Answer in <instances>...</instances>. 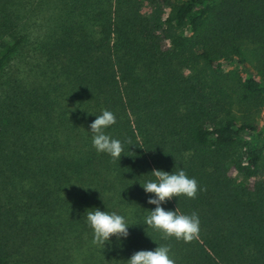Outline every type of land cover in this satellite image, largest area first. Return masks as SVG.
I'll list each match as a JSON object with an SVG mask.
<instances>
[{
  "label": "trees",
  "instance_id": "16d2710c",
  "mask_svg": "<svg viewBox=\"0 0 264 264\" xmlns=\"http://www.w3.org/2000/svg\"><path fill=\"white\" fill-rule=\"evenodd\" d=\"M0 51V264H124L158 244L175 264H264V0H0ZM105 109L120 160L92 145ZM153 169L197 180L165 205L198 215L192 240L143 224ZM95 207L125 215L127 239L94 244Z\"/></svg>",
  "mask_w": 264,
  "mask_h": 264
},
{
  "label": "clouds",
  "instance_id": "9594fccd",
  "mask_svg": "<svg viewBox=\"0 0 264 264\" xmlns=\"http://www.w3.org/2000/svg\"><path fill=\"white\" fill-rule=\"evenodd\" d=\"M95 114V113H93ZM89 125L92 134V145L98 153L107 154L113 160H120L124 153L125 142L112 137L106 129L116 123V116L110 110H103ZM150 178L141 183L144 191L150 195L148 203L155 205L144 219V225L159 231L163 237H175L190 241L199 232L198 215L180 213L165 205L173 197L185 195L194 198L198 192V182L187 175L185 170L171 172L153 169ZM86 222L93 232V243L106 246L115 236L123 241L129 236L132 226L125 215L116 211H107L99 207L86 210ZM124 264H175L170 247L160 245L155 249H142L134 252Z\"/></svg>",
  "mask_w": 264,
  "mask_h": 264
},
{
  "label": "rangeland",
  "instance_id": "374dc122",
  "mask_svg": "<svg viewBox=\"0 0 264 264\" xmlns=\"http://www.w3.org/2000/svg\"><path fill=\"white\" fill-rule=\"evenodd\" d=\"M1 53V51H0ZM246 54H247V60H246V67L248 68V70L254 74H260L262 69L258 68V65L255 63V61L253 60V58L249 55V51L248 49L246 50ZM235 70H237L239 73L243 74V71H240L239 69L235 68ZM252 117L254 118V122L260 127L264 124V103L261 106L259 111H256V109L254 110V112L252 113Z\"/></svg>",
  "mask_w": 264,
  "mask_h": 264
}]
</instances>
